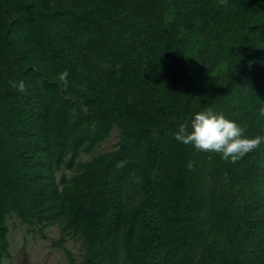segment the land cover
<instances>
[{"label": "trees", "instance_id": "1", "mask_svg": "<svg viewBox=\"0 0 264 264\" xmlns=\"http://www.w3.org/2000/svg\"><path fill=\"white\" fill-rule=\"evenodd\" d=\"M209 107L264 137V0H0V264L10 215L68 264H264V143L174 137Z\"/></svg>", "mask_w": 264, "mask_h": 264}, {"label": "clouds", "instance_id": "2", "mask_svg": "<svg viewBox=\"0 0 264 264\" xmlns=\"http://www.w3.org/2000/svg\"><path fill=\"white\" fill-rule=\"evenodd\" d=\"M226 4L227 0H219ZM68 72L65 70L59 75L62 86L67 85ZM10 85L20 92H25V84L9 81ZM259 115L264 116V108L259 110ZM244 130L233 120L228 119L223 113L214 111L211 107L194 112L189 120L178 126L174 137L185 145H192L196 150L208 153H219L221 159L236 163L247 153L258 148L264 143V137L244 136ZM192 168V165H188Z\"/></svg>", "mask_w": 264, "mask_h": 264}, {"label": "rangeland", "instance_id": "3", "mask_svg": "<svg viewBox=\"0 0 264 264\" xmlns=\"http://www.w3.org/2000/svg\"><path fill=\"white\" fill-rule=\"evenodd\" d=\"M117 136L118 132L114 129L111 136L102 143L98 151L103 152L111 149L117 141ZM88 158L87 155L83 156V159ZM65 173L67 176L71 174L69 170H66ZM7 222L11 256L4 259V264H68L64 251L52 245V240L58 238L60 233L56 224L43 228L42 232L47 235V238H44L37 232V227L30 231L14 215L8 216ZM64 244L71 249L77 259L80 258L82 253L81 240L67 237Z\"/></svg>", "mask_w": 264, "mask_h": 264}]
</instances>
